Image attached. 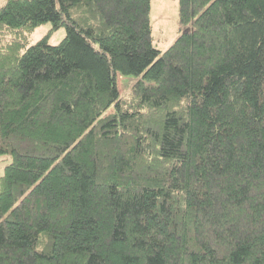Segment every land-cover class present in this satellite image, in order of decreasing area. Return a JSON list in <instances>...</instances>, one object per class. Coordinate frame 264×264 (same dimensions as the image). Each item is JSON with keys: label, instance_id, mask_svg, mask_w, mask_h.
<instances>
[{"label": "trees", "instance_id": "obj_1", "mask_svg": "<svg viewBox=\"0 0 264 264\" xmlns=\"http://www.w3.org/2000/svg\"><path fill=\"white\" fill-rule=\"evenodd\" d=\"M150 8L0 4V264H264V0Z\"/></svg>", "mask_w": 264, "mask_h": 264}, {"label": "rangeland", "instance_id": "obj_2", "mask_svg": "<svg viewBox=\"0 0 264 264\" xmlns=\"http://www.w3.org/2000/svg\"><path fill=\"white\" fill-rule=\"evenodd\" d=\"M150 23L153 43L159 49H166L180 33L178 22V0H150ZM4 0H0L2 4ZM51 23L45 22L37 27L29 34L27 44L34 43L38 38L45 34L50 28ZM65 35V26L59 27L53 31L49 37V43L55 44L59 42ZM140 78L135 74H123L116 72L117 89L120 94H124L130 86ZM112 107L110 108V110ZM9 161L7 155L0 157V175L3 171V166Z\"/></svg>", "mask_w": 264, "mask_h": 264}]
</instances>
